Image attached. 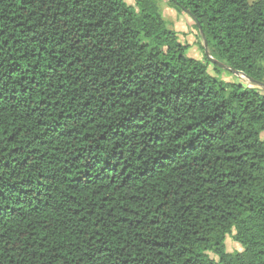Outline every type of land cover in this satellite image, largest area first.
<instances>
[{
  "label": "trees",
  "instance_id": "1",
  "mask_svg": "<svg viewBox=\"0 0 264 264\" xmlns=\"http://www.w3.org/2000/svg\"><path fill=\"white\" fill-rule=\"evenodd\" d=\"M169 3L262 86L155 0H0V264H264V0Z\"/></svg>",
  "mask_w": 264,
  "mask_h": 264
},
{
  "label": "rangeland",
  "instance_id": "2",
  "mask_svg": "<svg viewBox=\"0 0 264 264\" xmlns=\"http://www.w3.org/2000/svg\"><path fill=\"white\" fill-rule=\"evenodd\" d=\"M158 6L159 13L162 19L165 21L167 28L176 32L178 36V42L184 46L188 47L186 52V57L194 59L196 61L204 64L208 72H213V64H211L205 57L203 38L194 27L193 20L185 13L178 11L172 7L169 0H155ZM255 0H248L251 4ZM129 6L135 7V0H126ZM210 56L211 52L207 48ZM220 73L213 75L217 77L220 81L230 84L239 83L245 88H253L254 84L250 83L243 76H235L230 71L226 69H220ZM261 139L264 140V134L261 135ZM226 251L228 253L240 252L242 251L241 246L235 243L231 238H227L225 242Z\"/></svg>",
  "mask_w": 264,
  "mask_h": 264
},
{
  "label": "water",
  "instance_id": "3",
  "mask_svg": "<svg viewBox=\"0 0 264 264\" xmlns=\"http://www.w3.org/2000/svg\"><path fill=\"white\" fill-rule=\"evenodd\" d=\"M186 14H187V15L193 20V22H194V23L196 24V26H197V29H198L200 35L202 36V38H204V36H203V31H202V29H201L199 23H198V22H197V21H196L191 15H189L188 13H186ZM203 47H204L205 57H206V59H207L211 64L215 65L217 68H220V69H226V70L230 71L232 74H234L235 76H240V75H241L239 72L234 71V70H231V69H229L228 67H226L225 65H223V64L219 63L218 61H216L215 59H213L212 56H210V54H209V52H208V50H207V43H206V41H203ZM241 76H243V75H241ZM243 77H244V76H243ZM244 78L247 79L250 83H254V84H257V85H259V86H262V84H260V83H255L254 81H252V80H250V79H248V78H246V77H244Z\"/></svg>",
  "mask_w": 264,
  "mask_h": 264
}]
</instances>
